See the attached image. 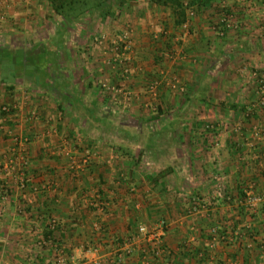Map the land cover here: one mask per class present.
Masks as SVG:
<instances>
[{"label":"crops","instance_id":"0c3cea01","mask_svg":"<svg viewBox=\"0 0 264 264\" xmlns=\"http://www.w3.org/2000/svg\"><path fill=\"white\" fill-rule=\"evenodd\" d=\"M199 2L184 31L169 7L114 0L98 22L107 42L84 63L77 47L88 40L60 37L80 24H63L50 0H0V264H264V0ZM125 32L126 79L107 49ZM95 79L130 91L104 90L99 105L127 115L125 131L89 133L74 113L88 104L74 95L92 94ZM87 152L90 164L71 170ZM191 198L203 207L189 209ZM161 219L162 257L144 241L124 252Z\"/></svg>","mask_w":264,"mask_h":264},{"label":"built area","instance_id":"2783aa9c","mask_svg":"<svg viewBox=\"0 0 264 264\" xmlns=\"http://www.w3.org/2000/svg\"><path fill=\"white\" fill-rule=\"evenodd\" d=\"M2 8H0V23L4 22L6 20V15L4 13L3 10H1ZM194 12L190 13V15H193ZM189 21L185 24H183L182 30L187 31L189 28ZM234 25V24H233ZM233 25L228 24V27H232ZM162 36H169V33L167 31V29H164L162 32ZM98 40V44L103 45L107 42L106 37L102 36L99 37ZM110 47H108L107 49H109V53L113 54L114 56V61H116L119 65H121L124 70H123V75H124V79L127 78V76L130 75V67L131 64V58H130V52H131V38L128 32H125L119 36L115 35L111 38V43H110ZM175 55V54H174ZM184 54L181 52L179 53V55H175L176 59L177 57L183 58ZM174 57V56H173ZM110 64H112L111 61H109ZM257 74L254 75V77H256ZM161 85V81L160 80H156L154 82H151L147 87V93L150 94L152 97H156L157 96V91L160 88ZM172 89L179 91L180 93H184L185 92V88L183 86H181L179 84V82L174 79L170 82L169 84ZM259 86H260V104L264 106V78H261L260 82H259ZM102 88L112 94H119L120 92L122 94H124V97L126 100L130 99V91H123L122 89H119L118 87H112L111 85H108V83H102ZM3 111L7 114H12V111H14V109L9 108V107H4ZM37 116H35L34 118H32V120L37 121ZM1 131L5 132V128L2 127ZM8 131H6L7 133ZM261 130L259 128H256V133L260 134ZM18 143H24L26 140H22L19 138H16ZM91 154L90 152H87L85 157H83L81 160H77V159H73L72 164H71V170L79 173L80 171H82L83 168L87 167L90 162H91ZM22 165L23 167L27 166V161L26 159L23 158L22 161ZM26 181L23 179L21 181L20 184V188L22 191H24L26 189ZM189 204V209L193 210V211H197L199 210V208H202L203 205L200 202L199 198H194V199H190V201H188ZM105 207L106 204L103 202H100L98 204V209L101 212L105 211ZM58 226V221L56 219H52L50 221V225L49 228L51 230L56 229ZM97 229H100V225L97 224L96 226ZM168 230V222L165 219H161L159 220V222L152 228L147 227V226H141L138 230V233L136 234V236L132 237L130 240H128L126 242V246H128V248L126 250H124V252H126V254H130L131 253V248L133 246V243L137 242V241H144L147 242L148 244H150L153 247V251H152V255L154 254V256L156 258H160L164 255V251H165V246H164V238L166 236ZM264 239V238H263ZM121 258V256H120ZM53 264H76L73 260L71 259H67L64 256L60 255L57 256L56 260L54 261Z\"/></svg>","mask_w":264,"mask_h":264},{"label":"rangeland","instance_id":"374dc122","mask_svg":"<svg viewBox=\"0 0 264 264\" xmlns=\"http://www.w3.org/2000/svg\"><path fill=\"white\" fill-rule=\"evenodd\" d=\"M63 21H65V20L63 18H61L62 23H63ZM75 22H74L75 24H80V25L74 26V32H72V34L70 36L67 34H61L60 37L61 38L66 37V40L69 39V41L72 39L71 40L72 42L76 41L77 36L79 38L78 41L81 39L88 40L86 45H79L78 44L79 46L77 47V48L80 47L79 49L81 51V53H79V55H78V56H80L79 57L80 60L84 61V63H86V62L88 63V60L91 57L90 53H89L90 52L89 49L98 45L97 39H99V37L102 36L101 31H100L101 28L98 26L99 17L95 13H90V14L86 15L85 17H82V18L75 20ZM57 37H58V35H57ZM83 51H85V52H83ZM83 53H84V56L81 57V55H83ZM82 67H83V65H82ZM94 82H96L97 84L94 85L95 88H93V91H91L92 94L86 93L87 96L85 95V96H83V98L81 97V94L74 95L73 99H75L77 96V97L81 98L82 104H83V102L86 104L88 103L86 107H83L84 104L81 105L83 107L82 109L81 108L80 109L75 108L74 113H77L78 111H84L85 115L87 116V119L89 120V121H87V123H85V130L88 131L89 133H91V132H95L96 134L109 133V135L111 136V135H113V133L119 134V132H121L122 130L125 131V129L121 128V127H123V125L120 122L123 118H127V115L120 113L119 110H117V109L114 110L111 106L109 107V109H105L104 106L100 107L99 106L100 101L103 99V95H104L103 93H105V92H102V91H104V89L102 88L103 82H101L98 79H95ZM88 94H90V95H88ZM75 100L80 101L78 98ZM89 101H91V103ZM155 111L157 112V109ZM143 127L144 126H142V127L138 126L137 128H135L136 131H134V132H138L140 134H143L142 130H144V128H145V127L144 128ZM127 139H128V136H127ZM127 139L125 141H127ZM136 143H137V138L131 140V143H129V144H135L136 145ZM144 151H147V150L143 149L142 152L144 153Z\"/></svg>","mask_w":264,"mask_h":264},{"label":"trees","instance_id":"16d2710c","mask_svg":"<svg viewBox=\"0 0 264 264\" xmlns=\"http://www.w3.org/2000/svg\"><path fill=\"white\" fill-rule=\"evenodd\" d=\"M159 6L169 7L174 16V25L182 26L189 21V14L199 5V0H148ZM54 12L67 23L95 13L99 20L105 21L113 15L114 0H50ZM189 12V13H188Z\"/></svg>","mask_w":264,"mask_h":264}]
</instances>
